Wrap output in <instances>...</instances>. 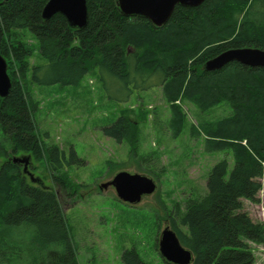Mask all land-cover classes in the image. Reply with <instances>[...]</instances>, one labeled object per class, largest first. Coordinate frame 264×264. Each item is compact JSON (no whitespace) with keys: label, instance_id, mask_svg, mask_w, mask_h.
I'll return each instance as SVG.
<instances>
[{"label":"trees","instance_id":"16d2710c","mask_svg":"<svg viewBox=\"0 0 264 264\" xmlns=\"http://www.w3.org/2000/svg\"><path fill=\"white\" fill-rule=\"evenodd\" d=\"M48 2L0 0V53L12 81L9 97H0V155L6 159L0 169V264H80L59 193L33 184L12 157L45 162L55 184L74 194L78 186L65 172V155L47 146L38 131L40 105L32 87H76L95 69L103 80L119 83L122 102L138 88L161 86L177 134L186 122L184 100L203 111L231 107L228 117L200 128L209 151H232L234 168L229 171L227 160L214 165L207 193L188 199L184 212L178 208L179 219H172L171 227L193 253V264H255L250 244L264 245V224L245 212L243 200L259 202L263 188L264 68L234 62L206 72L203 66L230 49L264 50V0H207L197 8L177 7L162 28L124 17L117 0H87L84 30L72 29L61 14L44 21ZM27 32L38 41L36 52L24 39ZM34 53L38 62H31ZM151 80L150 86L142 85ZM104 132L127 141L139 155L140 125L131 117L124 115ZM194 132L201 134L195 127ZM75 160L84 163L72 153L70 162ZM122 259L147 264L136 248L126 249Z\"/></svg>","mask_w":264,"mask_h":264},{"label":"rangeland","instance_id":"374dc122","mask_svg":"<svg viewBox=\"0 0 264 264\" xmlns=\"http://www.w3.org/2000/svg\"><path fill=\"white\" fill-rule=\"evenodd\" d=\"M24 39L34 52L39 49L38 41L29 32ZM39 60L34 53L31 62ZM98 72L95 69L89 73L76 87H32L40 105L35 116L38 131L47 146H56L63 152L65 172L78 188L74 194L61 190L42 161L33 160L35 176L59 193L80 264H124L122 255L132 248L147 264H167L159 241L164 229L171 227L172 219H179L178 208L184 212L188 199L207 193L214 165L227 160L229 171L234 168L232 151H209L207 137L200 128L202 123H217L228 117L231 107L222 104L203 111L184 100L186 122L177 134L161 86L146 91L138 88L132 98L122 102L124 92L119 83L109 77L103 80ZM152 83L151 80L142 85ZM124 115L140 125L139 155L127 141L121 143L104 132ZM194 127L201 134H196ZM72 153L84 163L70 162ZM5 161L0 155V169ZM122 171L154 179L156 192L131 205L121 201L113 187L99 189ZM261 183L259 202L243 203L245 212L255 222L264 224V180ZM250 245L255 264H264V245Z\"/></svg>","mask_w":264,"mask_h":264},{"label":"water","instance_id":"95a60500","mask_svg":"<svg viewBox=\"0 0 264 264\" xmlns=\"http://www.w3.org/2000/svg\"><path fill=\"white\" fill-rule=\"evenodd\" d=\"M207 0H117L120 13L127 18L148 20L154 27L166 26L177 7L197 8ZM57 14L63 15L69 26L75 30H84L89 24L87 0H49L43 9L44 21H50ZM239 63L250 68H264V50L259 48H241L227 50L208 60L203 70L215 72L231 63ZM12 90V81L8 74V63L0 53V97L6 99ZM14 164L23 166V172L33 184L46 188L44 181L31 171L32 157L28 155L12 157ZM113 187L118 198L124 203L137 205L145 196L154 194L157 184L149 176L122 171L112 181L99 186L100 190ZM161 256L170 264H193V253L185 248L176 232L169 226L164 229L159 241Z\"/></svg>","mask_w":264,"mask_h":264},{"label":"flooded vegetation","instance_id":"af4514ba","mask_svg":"<svg viewBox=\"0 0 264 264\" xmlns=\"http://www.w3.org/2000/svg\"><path fill=\"white\" fill-rule=\"evenodd\" d=\"M22 167V166H21ZM22 169H23V167H22Z\"/></svg>","mask_w":264,"mask_h":264}]
</instances>
